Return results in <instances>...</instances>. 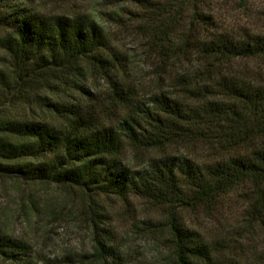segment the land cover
<instances>
[{"label": "trees", "instance_id": "16d2710c", "mask_svg": "<svg viewBox=\"0 0 264 264\" xmlns=\"http://www.w3.org/2000/svg\"><path fill=\"white\" fill-rule=\"evenodd\" d=\"M18 1L0 0V25L11 29L2 44L12 60L9 71L0 69V179L80 189L96 204L93 221L102 231L106 215L96 197L135 195L167 208L173 264L212 259L209 244L186 224L185 210L211 213L248 188L255 197L253 219L264 224V73L247 69L264 60V34L222 30L204 9L206 0H132L157 10L145 27L158 83L170 82V89L160 85L141 95L120 76L123 62L102 24L49 18ZM97 68L112 80L117 106L48 96L84 89L80 81ZM35 99L45 101L64 127L6 110L15 100ZM191 146L206 154V162L172 153ZM130 150L150 158L136 168ZM109 240L97 232V255L101 264H118L109 261L117 255ZM27 253L23 242L0 231L4 264H38Z\"/></svg>", "mask_w": 264, "mask_h": 264}, {"label": "rangeland", "instance_id": "374dc122", "mask_svg": "<svg viewBox=\"0 0 264 264\" xmlns=\"http://www.w3.org/2000/svg\"><path fill=\"white\" fill-rule=\"evenodd\" d=\"M17 4L49 18L65 15L95 19L109 33L124 65L119 69L120 76L134 87L135 93L146 95L160 85L170 89L168 78L158 83L155 48L145 27L149 18L157 16V10L132 0H19ZM204 9L214 16L222 30L264 34V0H206ZM190 20L189 13L184 27H188ZM10 32L9 27L0 25V69L7 71L12 60L2 40ZM247 69L264 73V60L249 62ZM111 81L97 68L80 81L84 89L66 87V91H50L48 96L58 101L64 98L71 104L81 99L110 109L117 102L111 96ZM10 104L6 108L9 115L64 127L65 121L50 113L41 99L15 100ZM172 153L201 162L207 160L199 147L174 148ZM149 158V154L134 150L128 153L136 168ZM251 193L248 188L235 191L211 213L183 212L186 224L209 244L212 259L202 264H264V224L253 219L255 197ZM96 200L101 206L98 210L106 215L100 225L107 231L95 227L97 206L80 189L0 179V231L23 242L29 254L25 258L38 264H101L96 250L97 232L110 238L109 244L117 252L116 258L103 253L110 262L114 259L118 264H173L174 249L166 231L169 209L135 195H102ZM4 262L0 256V264ZM6 264L17 262L8 259Z\"/></svg>", "mask_w": 264, "mask_h": 264}]
</instances>
